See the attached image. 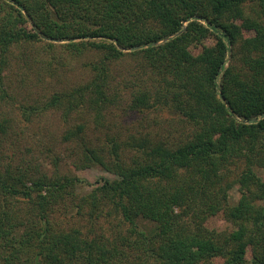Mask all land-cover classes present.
Listing matches in <instances>:
<instances>
[{"label":"trees","instance_id":"trees-1","mask_svg":"<svg viewBox=\"0 0 264 264\" xmlns=\"http://www.w3.org/2000/svg\"><path fill=\"white\" fill-rule=\"evenodd\" d=\"M206 38L214 44L195 54ZM38 46L99 55L88 84L28 109L61 114L77 169L117 179L0 168V264H264V0H0L4 97L13 59L52 73ZM126 56L147 82L124 101L128 84L111 72ZM114 108L144 121L169 109L182 138H88L86 117L103 130ZM218 216L229 230L209 228Z\"/></svg>","mask_w":264,"mask_h":264},{"label":"rangeland","instance_id":"rangeland-1","mask_svg":"<svg viewBox=\"0 0 264 264\" xmlns=\"http://www.w3.org/2000/svg\"><path fill=\"white\" fill-rule=\"evenodd\" d=\"M213 44L212 39L206 38L202 43L194 45L193 51L199 54ZM36 49L39 51V54L35 52L37 57L45 63L52 59L50 65L52 73L43 72V65L40 63L42 61L33 62L25 67L19 66L17 60L13 59L7 72V96L4 97L0 91V122L8 120L10 123L8 133H0V168L5 169L12 165L13 169L28 171L35 179L46 175L51 179H56L59 175H72L92 185L102 183L104 179L115 181L117 179L115 175L101 168L79 170L75 167L74 162L79 158L77 155L79 148L75 143L63 142V135L69 125L62 120L60 113L33 114L28 109L31 106L42 105L57 91H70L88 84L95 74L94 66L98 65L96 62L100 63L99 55L88 52L81 57H74L56 51L44 53L42 46ZM139 72L138 62L129 56L112 66L111 73L116 78L114 85L123 89V84H128L129 89L124 92V101L130 97L131 90L141 86L144 81L147 82V78L143 79ZM39 75L43 83L37 80ZM22 79L25 80V84L22 83ZM26 110L29 119L24 117ZM125 113L124 109L114 108V111L106 114V128L103 130L98 127L96 129L94 117L87 116L84 121L88 126L87 137L99 143L107 132L122 135L124 138L130 134L150 132L154 137L170 139L174 144L182 138L179 134L181 131L175 130L181 126L180 122L169 109L149 114L146 121L143 115ZM261 174L264 177V170ZM90 189L86 188L85 191ZM239 198L240 193L238 188H235L231 194V202L236 203ZM67 219L73 220L71 211ZM209 228L225 231L229 230V224L222 216H218L210 220ZM222 263V260H218L215 264Z\"/></svg>","mask_w":264,"mask_h":264},{"label":"water","instance_id":"water-1","mask_svg":"<svg viewBox=\"0 0 264 264\" xmlns=\"http://www.w3.org/2000/svg\"><path fill=\"white\" fill-rule=\"evenodd\" d=\"M136 50H138V48H133V49H131V51H136ZM252 122H253V121H252ZM252 122H251V123H252Z\"/></svg>","mask_w":264,"mask_h":264}]
</instances>
